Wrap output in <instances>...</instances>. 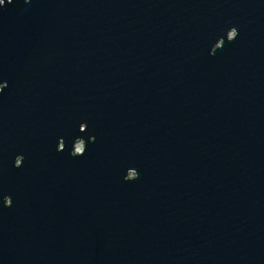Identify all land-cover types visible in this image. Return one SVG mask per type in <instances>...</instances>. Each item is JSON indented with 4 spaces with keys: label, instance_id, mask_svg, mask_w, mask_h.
Returning a JSON list of instances; mask_svg holds the SVG:
<instances>
[{
    "label": "water",
    "instance_id": "95a60500",
    "mask_svg": "<svg viewBox=\"0 0 264 264\" xmlns=\"http://www.w3.org/2000/svg\"><path fill=\"white\" fill-rule=\"evenodd\" d=\"M0 264H264V0H4Z\"/></svg>",
    "mask_w": 264,
    "mask_h": 264
},
{
    "label": "flooded vegetation",
    "instance_id": "af4514ba",
    "mask_svg": "<svg viewBox=\"0 0 264 264\" xmlns=\"http://www.w3.org/2000/svg\"><path fill=\"white\" fill-rule=\"evenodd\" d=\"M79 147H80V143H77V144H76V148H79Z\"/></svg>",
    "mask_w": 264,
    "mask_h": 264
},
{
    "label": "clouds",
    "instance_id": "9594fccd",
    "mask_svg": "<svg viewBox=\"0 0 264 264\" xmlns=\"http://www.w3.org/2000/svg\"><path fill=\"white\" fill-rule=\"evenodd\" d=\"M4 0H0V4H3Z\"/></svg>",
    "mask_w": 264,
    "mask_h": 264
}]
</instances>
